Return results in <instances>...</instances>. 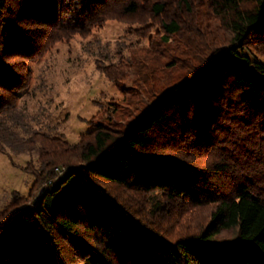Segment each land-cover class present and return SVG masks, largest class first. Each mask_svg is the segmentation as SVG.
<instances>
[{
    "label": "trees",
    "instance_id": "16d2710c",
    "mask_svg": "<svg viewBox=\"0 0 264 264\" xmlns=\"http://www.w3.org/2000/svg\"><path fill=\"white\" fill-rule=\"evenodd\" d=\"M110 21L138 40L97 68L136 114L76 143L32 128V64ZM0 153L33 177L0 207V264H264V0H0Z\"/></svg>",
    "mask_w": 264,
    "mask_h": 264
},
{
    "label": "rangeland",
    "instance_id": "374dc122",
    "mask_svg": "<svg viewBox=\"0 0 264 264\" xmlns=\"http://www.w3.org/2000/svg\"><path fill=\"white\" fill-rule=\"evenodd\" d=\"M129 29L126 23L110 21L89 36L76 35L69 41L59 42L44 58L35 61L32 64L35 74L33 87L20 100V108L27 115L26 122L34 129L76 143L82 134L94 127L95 122L106 119L111 108H124V113L114 115V121L123 122L122 125L135 115L127 99L133 97L136 87L127 82V90L122 91L97 68V60L102 56H110L115 63L119 50L127 55L128 45L138 40ZM140 41L148 43L147 38H140ZM139 94L146 101L148 96ZM20 133L23 131L20 130ZM216 156L214 154L212 160ZM28 160V155L21 154L15 156V162H11L0 153V207L14 190L23 195L29 194L33 177L22 169ZM57 175L55 168L49 180ZM49 180L34 192L28 205L49 190L53 185L49 184ZM116 191L135 205L132 194L119 188Z\"/></svg>",
    "mask_w": 264,
    "mask_h": 264
},
{
    "label": "built area",
    "instance_id": "2783aa9c",
    "mask_svg": "<svg viewBox=\"0 0 264 264\" xmlns=\"http://www.w3.org/2000/svg\"><path fill=\"white\" fill-rule=\"evenodd\" d=\"M68 168L62 166V167H57L56 171L58 173L57 177L55 179H51L49 180V184H54L56 182L57 179L61 178L66 172H67ZM51 189V187L49 188V190Z\"/></svg>",
    "mask_w": 264,
    "mask_h": 264
}]
</instances>
